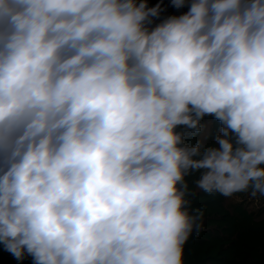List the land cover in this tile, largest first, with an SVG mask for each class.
I'll list each match as a JSON object with an SVG mask.
<instances>
[{
  "label": "clouds",
  "instance_id": "9594fccd",
  "mask_svg": "<svg viewBox=\"0 0 264 264\" xmlns=\"http://www.w3.org/2000/svg\"><path fill=\"white\" fill-rule=\"evenodd\" d=\"M171 6L0 0V245L18 261L187 264L200 192L264 207V0Z\"/></svg>",
  "mask_w": 264,
  "mask_h": 264
},
{
  "label": "trees",
  "instance_id": "16d2710c",
  "mask_svg": "<svg viewBox=\"0 0 264 264\" xmlns=\"http://www.w3.org/2000/svg\"><path fill=\"white\" fill-rule=\"evenodd\" d=\"M148 3L149 6L161 3L166 8L163 16L187 11L186 7L173 8L171 0H148ZM202 123L206 125L205 133L211 134L207 141L210 143L219 123L210 116ZM203 136L202 133L196 139ZM195 178H189L190 184ZM194 206L207 209L206 230L188 242L187 264H264V207L254 208L248 202L235 203L219 194L203 192L199 193ZM0 264H32V258L18 261L0 245Z\"/></svg>",
  "mask_w": 264,
  "mask_h": 264
},
{
  "label": "rangeland",
  "instance_id": "374dc122",
  "mask_svg": "<svg viewBox=\"0 0 264 264\" xmlns=\"http://www.w3.org/2000/svg\"><path fill=\"white\" fill-rule=\"evenodd\" d=\"M182 12H180L179 14H181Z\"/></svg>",
  "mask_w": 264,
  "mask_h": 264
}]
</instances>
